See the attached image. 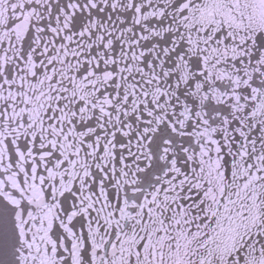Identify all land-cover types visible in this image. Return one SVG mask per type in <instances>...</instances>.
I'll return each instance as SVG.
<instances>
[{"label":"snow or ice","instance_id":"snow-or-ice-1","mask_svg":"<svg viewBox=\"0 0 264 264\" xmlns=\"http://www.w3.org/2000/svg\"><path fill=\"white\" fill-rule=\"evenodd\" d=\"M0 264H264V0H0Z\"/></svg>","mask_w":264,"mask_h":264}]
</instances>
